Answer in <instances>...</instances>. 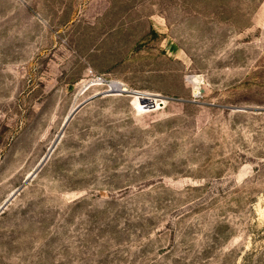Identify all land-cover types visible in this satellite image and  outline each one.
I'll list each match as a JSON object with an SVG mask.
<instances>
[{
	"label": "rangeland",
	"instance_id": "obj_1",
	"mask_svg": "<svg viewBox=\"0 0 264 264\" xmlns=\"http://www.w3.org/2000/svg\"><path fill=\"white\" fill-rule=\"evenodd\" d=\"M0 264H264V0H0Z\"/></svg>",
	"mask_w": 264,
	"mask_h": 264
},
{
	"label": "water",
	"instance_id": "obj_2",
	"mask_svg": "<svg viewBox=\"0 0 264 264\" xmlns=\"http://www.w3.org/2000/svg\"><path fill=\"white\" fill-rule=\"evenodd\" d=\"M142 101H147V103H151V106L152 107H155V102L152 104V99L151 98H142L141 99ZM161 105H163L162 103H161ZM13 197H11L8 201H7V203H5V205L1 208V209H3V208H5L6 206H7V204L10 202V200L12 199Z\"/></svg>",
	"mask_w": 264,
	"mask_h": 264
}]
</instances>
